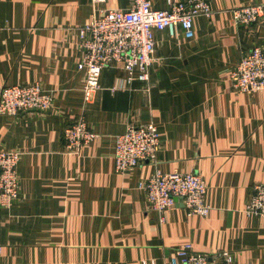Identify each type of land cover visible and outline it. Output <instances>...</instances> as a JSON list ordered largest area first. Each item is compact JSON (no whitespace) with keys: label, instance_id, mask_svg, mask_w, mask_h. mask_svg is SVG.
Wrapping results in <instances>:
<instances>
[{"label":"crops","instance_id":"1","mask_svg":"<svg viewBox=\"0 0 264 264\" xmlns=\"http://www.w3.org/2000/svg\"><path fill=\"white\" fill-rule=\"evenodd\" d=\"M183 0H151L155 9ZM132 0H0V91L39 83L48 112L0 116V150L21 153L20 196L0 207V264H172L176 250L229 252L234 264H264V217L249 216L264 183V91L238 94L231 74L264 48V0H209L194 37L154 31L148 82L106 68L85 101L79 28ZM262 6L258 23L235 24L232 10ZM83 116L97 138L65 151V128ZM154 124L157 163L115 169V140L129 125ZM157 172L195 173L207 182V217L179 202L161 221L140 184Z\"/></svg>","mask_w":264,"mask_h":264},{"label":"built area","instance_id":"2","mask_svg":"<svg viewBox=\"0 0 264 264\" xmlns=\"http://www.w3.org/2000/svg\"><path fill=\"white\" fill-rule=\"evenodd\" d=\"M102 2L103 0H95ZM128 10H109L101 17L79 28L82 60L79 70L85 71V101L100 89L101 73L106 68L122 69L129 79L138 72V79L148 82L154 62V31L167 30L171 35L178 27L186 39L194 37V20L210 18L213 11L209 0H183L169 3L166 10L155 9L151 0H132ZM262 6L252 5L232 10L238 26L256 24L262 15ZM235 93L264 91V48L257 46L244 54L231 74ZM54 104L51 93L39 83L5 85L0 91V116H18L29 111L48 112ZM97 138L86 119L79 116L64 130L65 151L77 154L81 148ZM162 137L156 125H129L115 140V169L126 174L145 162L156 164ZM21 153L0 150V207L9 209L19 199V162ZM146 192L149 209L161 215V221L178 199L189 216L207 217L211 207L205 201L207 182L195 173L157 172L140 184ZM254 194L246 207L249 216L264 217V183L254 186ZM172 264H234L229 252L214 254L196 252L190 244L176 250Z\"/></svg>","mask_w":264,"mask_h":264},{"label":"water","instance_id":"3","mask_svg":"<svg viewBox=\"0 0 264 264\" xmlns=\"http://www.w3.org/2000/svg\"><path fill=\"white\" fill-rule=\"evenodd\" d=\"M177 201L180 202V203H182L183 200L180 198V199H178Z\"/></svg>","mask_w":264,"mask_h":264},{"label":"rangeland","instance_id":"4","mask_svg":"<svg viewBox=\"0 0 264 264\" xmlns=\"http://www.w3.org/2000/svg\"><path fill=\"white\" fill-rule=\"evenodd\" d=\"M234 10V9H233ZM213 11V10H212ZM213 13H214V11H213ZM258 23V22H257ZM16 203V202H15Z\"/></svg>","mask_w":264,"mask_h":264}]
</instances>
